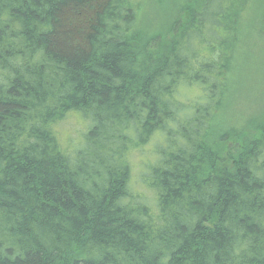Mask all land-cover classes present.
<instances>
[{"label": "trees", "instance_id": "16d2710c", "mask_svg": "<svg viewBox=\"0 0 264 264\" xmlns=\"http://www.w3.org/2000/svg\"><path fill=\"white\" fill-rule=\"evenodd\" d=\"M153 1L0 0V264H264V13Z\"/></svg>", "mask_w": 264, "mask_h": 264}, {"label": "rangeland", "instance_id": "374dc122", "mask_svg": "<svg viewBox=\"0 0 264 264\" xmlns=\"http://www.w3.org/2000/svg\"><path fill=\"white\" fill-rule=\"evenodd\" d=\"M175 0H154L151 4V8L161 7V8H168L172 7ZM181 0H177V3H179ZM215 0H194V5L196 8V20L195 22L197 24L200 23L201 17L210 15H214V11L211 9V6L214 4ZM241 13L244 15H241L239 18L241 21H244L249 18L250 19H256V17L253 15V13H256L253 11V5L256 6L260 4V9L257 11L260 13L261 17L264 13V0H253L249 2V0H241ZM211 9V10H210ZM210 10V12H209ZM249 12L252 13V15H247ZM263 18V17H262ZM254 36L250 35V39H252ZM257 41V40H255ZM254 61H249L247 65H245L244 69L240 72L241 74H245L248 76V78H257V73L254 72L251 69V66L254 65ZM263 67H264V62ZM233 67V63L231 62L230 69ZM264 79V78H263ZM262 80V79H261ZM261 86L264 87L263 84L260 83ZM251 86H249L250 88ZM185 91V89H183ZM237 92V91H236ZM186 93L189 94H183L186 96L183 101H189L193 100L196 101V97L198 96V92L192 93V91H188ZM192 93V94H191ZM191 94V96H190ZM236 98H241L242 100L235 104L233 107H242L244 101L247 102L249 105L247 106L246 110L243 112V114H248V111L251 110L253 112H262V103L264 101V94H259L258 97L255 96H248L246 100L243 101V94L240 92L236 93ZM264 119H261V121H255L250 120L249 126L254 127L257 124H264ZM89 126V121H86V119L81 116V114L72 113L68 115L64 120H62L57 126V134L60 138V141L65 144L70 139L74 141L73 144H78L81 140L82 132L87 130ZM157 141L156 139L151 140L148 144L144 145L142 148L134 149L133 152L129 156L130 161V167H131V175H130V185L131 188L141 196H144L150 202L152 203L154 201V193L153 191L148 187L147 185V174H148V165L151 164L153 161V152L155 150V145Z\"/></svg>", "mask_w": 264, "mask_h": 264}]
</instances>
